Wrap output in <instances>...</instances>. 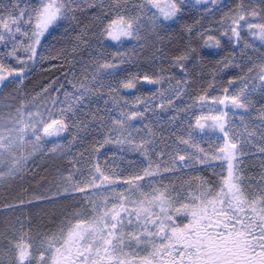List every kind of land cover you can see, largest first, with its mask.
Returning a JSON list of instances; mask_svg holds the SVG:
<instances>
[{
	"label": "snow or ice",
	"instance_id": "snow-or-ice-1",
	"mask_svg": "<svg viewBox=\"0 0 264 264\" xmlns=\"http://www.w3.org/2000/svg\"><path fill=\"white\" fill-rule=\"evenodd\" d=\"M0 264H264V0H0Z\"/></svg>",
	"mask_w": 264,
	"mask_h": 264
},
{
	"label": "trees",
	"instance_id": "trees-1",
	"mask_svg": "<svg viewBox=\"0 0 264 264\" xmlns=\"http://www.w3.org/2000/svg\"><path fill=\"white\" fill-rule=\"evenodd\" d=\"M43 73H45V72H42V71L40 70V68H39V65H37V68H36L35 72H34V73L32 74V76L30 77V78L33 80V84L39 82V80H40L41 78H45V77H43V75H42Z\"/></svg>",
	"mask_w": 264,
	"mask_h": 264
},
{
	"label": "rangeland",
	"instance_id": "rangeland-1",
	"mask_svg": "<svg viewBox=\"0 0 264 264\" xmlns=\"http://www.w3.org/2000/svg\"><path fill=\"white\" fill-rule=\"evenodd\" d=\"M225 2H227V0H225ZM58 31H59V30H58ZM39 68H40V70H41L42 72H48V71H49V69H48V65H47V64H45V65L43 66V68H41L40 66H39ZM51 71H55V69H52ZM57 74L59 75V73H57ZM29 87H31V85H30ZM145 90L147 91V89H145ZM127 94L131 95V94H133V93L129 92V93H127ZM236 119L239 120V116H237ZM37 163H39V161H37Z\"/></svg>",
	"mask_w": 264,
	"mask_h": 264
},
{
	"label": "flooded vegetation",
	"instance_id": "flooded-vegetation-1",
	"mask_svg": "<svg viewBox=\"0 0 264 264\" xmlns=\"http://www.w3.org/2000/svg\"><path fill=\"white\" fill-rule=\"evenodd\" d=\"M214 54V50L213 49H206L205 50V55H212Z\"/></svg>",
	"mask_w": 264,
	"mask_h": 264
}]
</instances>
